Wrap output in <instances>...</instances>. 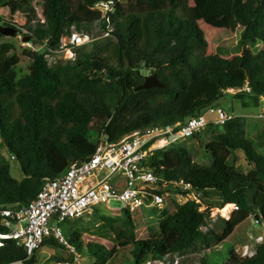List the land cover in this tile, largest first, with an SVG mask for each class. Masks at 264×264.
Here are the masks:
<instances>
[{"label":"trees","instance_id":"16d2710c","mask_svg":"<svg viewBox=\"0 0 264 264\" xmlns=\"http://www.w3.org/2000/svg\"><path fill=\"white\" fill-rule=\"evenodd\" d=\"M256 1L191 0L202 16L222 20L227 33L240 32L239 51L229 55L208 52L209 42L180 0H0V26L48 48H56L71 29L90 36L109 32L102 45L81 52L75 61L51 67L44 57L46 50L28 49V72L22 75L17 71L20 57L15 44L0 43V149L14 157L23 173L21 180L14 178L10 162L0 154V206L27 205L47 179L64 174L72 162L88 159L102 137L118 142L147 127L182 124L217 106L228 90L236 91L233 97L244 110L261 107L264 1L258 6ZM101 2L114 3L105 17L93 10ZM5 7L20 14L30 10L37 25L29 20L19 28L13 15L2 11ZM97 21L101 31L93 33ZM145 71L155 73L163 86L136 90L144 82ZM246 119L235 116L222 126L213 125L221 131L210 137L214 147L209 165L195 161L183 141L148 157L146 163L160 186L167 184L192 197L179 203L168 196L165 206L155 209V217L146 220L148 237L144 239L137 238L129 209L113 216L97 207L95 214L117 244L108 248L100 242H85L84 232L76 229L66 238L68 248L74 249L72 262L73 255H87L92 258L90 264H108L118 248L130 247L128 264H182L170 257L199 244L224 242L251 216L264 224V154L247 137ZM236 151L244 152L252 165L249 172L229 164L228 156ZM228 204L237 206L230 218L208 227L212 211ZM82 218L74 219L75 223ZM7 232L0 223V235ZM42 246L64 245L49 237ZM37 251L27 258L23 246L4 239L0 264L16 260L33 264ZM54 260L65 258L55 256ZM200 264L208 262L201 259ZM226 264H264V242L249 258L231 250Z\"/></svg>","mask_w":264,"mask_h":264},{"label":"built area","instance_id":"2783aa9c","mask_svg":"<svg viewBox=\"0 0 264 264\" xmlns=\"http://www.w3.org/2000/svg\"><path fill=\"white\" fill-rule=\"evenodd\" d=\"M113 5V2H101L96 7L106 9L105 13H102V17H105L106 13L113 9ZM108 35L109 32H104L101 35L90 36L83 31L71 29L60 37L58 46L54 49L48 48L46 43L38 45L28 41L23 44L33 52L46 50L44 57L51 67L75 61L82 46ZM244 90L249 91V88L244 87ZM206 112L211 114L209 119L205 115ZM235 116L264 119V106L244 110L239 115L228 114L220 107L211 106L204 113L187 118L182 124L147 127L125 136L118 142H109L102 137L95 152L88 159L72 162L64 174L55 179H47L36 198L27 205L0 206V223L8 229L6 234L0 235V246L3 245L4 239H14L18 245L25 248L27 258H30L49 237L69 247L59 224L91 215L95 213L97 207L105 206L114 210L117 208L111 206L112 202H121V209L127 208L131 213L141 211L142 208L162 209L165 197L164 193L157 189V185L159 187L169 185L158 184V178L146 163L147 158L193 137L208 125L222 126ZM116 176L121 180L116 181L113 178ZM173 188L175 190V187ZM172 197L179 203H184L192 196L177 193ZM236 209L237 206L234 204L226 214L222 212L223 208L217 209V212L211 213L206 220V225L212 227L218 213L229 219ZM251 217L259 224L256 217ZM55 222L57 225H54ZM257 241L263 242V237H258ZM71 251L74 252V249ZM255 251L246 245L243 252L238 253L243 258H249ZM4 264L25 262L16 260Z\"/></svg>","mask_w":264,"mask_h":264},{"label":"rangeland","instance_id":"374dc122","mask_svg":"<svg viewBox=\"0 0 264 264\" xmlns=\"http://www.w3.org/2000/svg\"><path fill=\"white\" fill-rule=\"evenodd\" d=\"M264 1V0H261ZM182 3L186 15L196 24L203 32V37L209 42V53H225L229 55H234L239 51V38L240 32H237L235 35L227 33L222 20L216 18H208L202 16L193 6L191 0H180ZM20 10V9H19ZM99 13H105L106 9L102 7H96L93 9ZM2 11H6L13 15L15 23L21 27L28 21L31 20L32 25H37L38 21L36 18L32 17V12L26 11L24 14H20L18 11L12 7H5ZM22 10H20L21 12ZM40 17L44 19V14L41 13ZM1 24V23H0ZM101 28H99L98 21L94 24L92 32L99 33ZM99 35V34H98ZM108 40V37H101L97 40L91 41L86 45L82 46L78 55L81 52H88L99 45H102ZM13 42L15 44V51L20 57V62L17 67L19 74H24L28 72L29 66V57L26 54L29 48L24 46L23 38H20L19 35L15 37L4 36L0 38V43L2 42ZM251 55H255V51H250ZM147 73V71H145ZM149 73H147L148 75ZM151 74V73H150ZM226 94L218 103L217 107L222 108L228 114L239 115L244 111V108L241 106L240 101L235 100L233 94L235 90H228ZM262 106H264V98L262 100ZM206 117L209 119L211 116L210 113H205ZM221 131L220 127H215L209 125L203 130H201L197 135L190 137L183 141V144L188 146L192 157L195 161L209 165L212 162V148L213 144L210 142V137ZM246 134L257 147L258 151L264 154V119H246ZM0 154H2L11 164V174L14 178L21 180L23 178V173L20 168V164L13 159L5 149H0ZM229 164L236 169L247 173L251 170L252 165L246 160L245 154L243 151H236L230 153L228 156ZM116 181H120L119 176L113 177ZM157 189L164 193L165 203L168 196H176L177 192L173 187H159ZM164 203V204H165ZM111 206L116 207L117 209L110 210L105 206L98 207L101 210V213H108L113 216H120L122 213V203L121 202H112ZM165 206V205H164ZM225 207L229 208V211L232 209V204H228ZM156 208H142L141 211L132 213L135 225H136V236L139 239H144L148 237V231L146 226V220L149 219L150 215L155 217ZM217 209L212 211L216 213ZM223 216L217 214L216 222L221 224ZM83 220L76 224L74 220L66 221L59 224L64 236L68 239L69 234L78 229L84 232L85 242L94 241L104 244L106 247L111 248L113 245L117 244V240L110 229L99 220V216L93 213L91 215H85ZM225 219V218H224ZM54 225H57L56 222ZM262 236L264 242V225L256 224L253 221V217H249L245 222L236 227L234 232L230 237H228L224 242L221 243H212L210 245L199 244L196 247L188 250L182 254H175L170 257L172 261H179L182 264H200L201 259H206L208 264H226L229 258V253L233 250L238 256L243 252L245 246L248 245L251 249L256 250V247L260 244V241H257V238ZM262 243V242H261ZM71 249L66 246L52 247V246H42L38 249L36 253V261L33 264H90L92 258L90 256H79L73 255L74 262H72V253ZM65 258L64 261L54 260V257ZM130 247L118 248L115 256L109 261L108 264H128L130 261ZM148 264H162L161 261H152ZM166 264V263H164Z\"/></svg>","mask_w":264,"mask_h":264},{"label":"water","instance_id":"95a60500","mask_svg":"<svg viewBox=\"0 0 264 264\" xmlns=\"http://www.w3.org/2000/svg\"><path fill=\"white\" fill-rule=\"evenodd\" d=\"M260 1L261 0L256 1V6H258ZM0 32L4 36H9V37L16 36V31L13 28L0 26ZM28 41H30V36H26L25 38H23V42H28ZM245 49L246 48L244 47V51ZM162 86L163 84L159 81L157 75L155 73H151L145 76L144 82L141 85H139L136 88V90L143 89V88H151V87H162Z\"/></svg>","mask_w":264,"mask_h":264},{"label":"bare ground","instance_id":"6f19581e","mask_svg":"<svg viewBox=\"0 0 264 264\" xmlns=\"http://www.w3.org/2000/svg\"><path fill=\"white\" fill-rule=\"evenodd\" d=\"M222 212H223L224 214L228 213V212H229V208H228V207H224Z\"/></svg>","mask_w":264,"mask_h":264}]
</instances>
